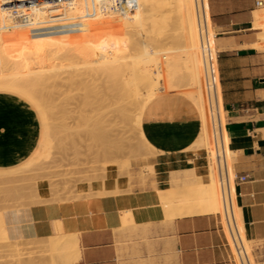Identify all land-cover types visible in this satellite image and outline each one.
<instances>
[{
    "label": "crops",
    "instance_id": "0c3cea01",
    "mask_svg": "<svg viewBox=\"0 0 264 264\" xmlns=\"http://www.w3.org/2000/svg\"><path fill=\"white\" fill-rule=\"evenodd\" d=\"M205 3L208 13L207 0ZM208 3L209 28L217 33L213 46L215 50L216 43L219 47V75L214 59L212 93L227 134L230 163L233 158L236 172L246 176L237 182V198L244 227L256 245L264 242V38L260 39L264 0ZM193 66L199 106L182 92L171 90L151 100L142 114L144 135L157 150L152 162L162 189L169 186L172 176L181 177L185 170L204 180L207 166L208 179L214 165L206 151L213 144L212 93L203 80L199 50L193 51ZM201 134L204 145L199 147L207 152L208 163L204 152H194ZM41 136L42 122L36 108L20 94L0 91V170L27 161L39 147ZM114 176L108 171L103 179L83 183L86 195L81 198L9 210L5 216L9 235L44 242L51 236H75L78 256L70 264H234L233 260L240 264L220 228L219 213L164 218L153 188L95 193L111 188ZM123 209H128L129 215ZM130 215L132 223L125 224L124 218ZM254 259L255 264L264 262Z\"/></svg>",
    "mask_w": 264,
    "mask_h": 264
},
{
    "label": "bare ground",
    "instance_id": "6f19581e",
    "mask_svg": "<svg viewBox=\"0 0 264 264\" xmlns=\"http://www.w3.org/2000/svg\"><path fill=\"white\" fill-rule=\"evenodd\" d=\"M73 1L74 0L65 1L62 3V5L66 3L68 4L69 2L73 4ZM75 1L78 2L79 4L81 0L78 1L75 0ZM147 1L151 2V13L148 16H146V19L149 18L150 20L149 24L146 22L145 24L142 21V18L140 17L141 9H140V4L138 5V0H136L137 4L135 10L130 12L119 14L106 9L111 15L110 14L108 15L106 11L104 12H106L109 17L104 13L102 14H104V16H107L108 18L110 17L112 18L111 19L112 21H108L111 22L109 24L107 23L108 19L107 18L105 19V17L102 16L101 13L98 14V12L97 15L91 19H80V18L77 19V17L81 15L84 12V10L83 8H81L82 7L81 5H79V7L71 6L74 9V11L73 9L72 10L70 9L71 11H73L72 12L73 15L71 14L73 17L68 14L67 15L70 16L71 18L68 16L67 17L70 18L71 22L74 23L72 24L73 35L71 34L69 36L67 35L63 40L64 50H65L63 51L64 54H59L53 51L51 52L50 49H48L50 47L49 44L51 43L50 41L56 38V33H45L44 35L42 34L43 36V37L41 36L42 41H40L39 39L40 42L38 43L36 42L37 44H35L33 42L36 39H34L30 42L31 45L29 43L28 44L26 43L27 45H25L24 42L27 40L25 35H27V33H24L25 32L24 27L18 26L19 25L18 21L24 18L25 13H28L26 12L27 10L26 8H24L23 4H16L17 12L14 11L15 12L14 14H11L10 16L6 14L8 17L5 15L4 18H0V24L4 25L6 28L3 29L4 30L3 32H1L3 37L1 38L2 40H0V42L2 41L0 44H1V48L3 49L0 50L1 51L0 64L1 63L15 64L20 62L21 59L25 57H31L33 60L35 59V61H38V59L39 61L41 59H43V61L45 60V62L50 61L51 62L50 64L46 62L50 67V65L53 63H57V62L61 63L62 61L60 60H63L64 56L66 58L68 57L69 59L71 57H72L71 59H74L73 55L79 56L80 54L81 56V54L83 55L85 54L84 56L86 57V55L88 54L87 55L88 57L89 54L91 56V54L94 52L95 54L98 52V54L96 55H100L101 53L108 54L109 53L108 51H111V48L112 49L115 48L114 50L117 49L119 50L120 48H124V47H126V49L130 47L132 49L135 48L134 50L137 51V53L134 56L130 57L129 59H125V58L123 59V57H117L116 55L113 56L112 54L113 50H112L111 56L107 57L105 62L97 65L96 67L90 66V68L88 69H91L92 67L91 70L87 69L88 71H85L84 69L83 72L82 71L79 72L78 70H73L71 68H68L69 70L71 69V71L66 72L67 71L66 68L64 69L65 72L63 71L61 72L63 73L62 76L61 73L58 72V69L57 70L53 69L57 67V68H62L61 70H63V66L60 65V63L59 65L62 67H60L58 64H55V67L51 65L52 69L51 68L49 69V67H47V64L45 63L46 67H44V69L46 68L47 71L51 70L52 73L55 71L52 75L48 74V72L46 74V71L43 69L44 70L43 73L45 72V74H41L42 72H39L40 74H37L40 75L39 77H37L35 73H31L30 76H27L25 70H24L25 75L22 73L23 70H21L22 74L20 73L19 75L17 73L11 72L5 76H0V89L4 88L8 91L12 90L18 92L22 97H24L27 101H29V103L32 104V106L36 108L42 122L41 141L39 147L33 152L32 156L20 166L15 167L8 171H0V173L15 171L17 169H20L21 167H25L27 165L33 164L39 161V159L41 160V158H46L49 156L52 147V142L54 140L53 137L55 135H53L52 133L53 125L51 124L52 120L49 116L51 114L47 112L49 110L46 111L45 109L46 104L44 103H46V100L49 101L52 98V96H54L55 100L54 98H53L54 101L52 99L51 100L56 104V99L57 98L59 99V97L56 96H59V93L58 95L55 96L54 93L52 95V91L58 88L59 91L61 90L60 93H62L63 88L61 87H63V85H65V87H67L69 91H72V89L73 90L79 89L80 92H82L79 93L80 95L82 94L81 96L82 99L79 100L82 101V104L84 106V108L81 106L82 111L84 109L85 112H81L79 116H81L80 117L82 119L81 121H83L87 125L86 128H88V130L86 131L89 134L90 138L95 137L93 133V129H90L91 117L94 116H92L93 113H91V115L90 113L87 114V111L89 110L86 111L85 106L87 104H90L92 109H94L92 111L96 113L95 115L99 113L100 116V114L104 115V113L102 114L101 112V109L103 107L115 105L114 111L119 112L122 117H127V118L130 117V119L133 118L132 120L134 121L135 127L137 128V131L139 133L142 142L147 146L148 149L150 148L151 151H157V150L154 148L152 144L148 142V140L144 135L142 129V114L147 104L151 102V100L159 96L161 92L160 87L165 88V91H167L172 89H178L179 87L182 88L188 85L189 89L183 92L187 94L186 96L190 98L191 101H193L197 106H199V98L197 91L195 89L196 82L194 77L195 74H194V66H193V51L200 49L196 18L194 13V1L193 0L176 1L177 5L173 9L175 10L173 12L174 13L177 12L178 17L176 16V18L178 19L174 17L175 14L171 16L169 14L170 12L168 13L169 16H171V18L174 17L173 20L175 21V23L178 20L176 25L177 26L179 25L178 30L181 33L180 36L182 35L184 39V43H182V46L185 49L179 55L161 52L164 51L165 48L164 46L166 45L164 44V37L162 34L164 33V30L169 24L168 20L170 19L168 14H164L163 7L164 5L169 3V1L143 0L142 2H147ZM3 4L4 3L2 2L0 5V12H2L3 14H5V12L7 13L8 11H9L8 13H11L10 11L13 12V9L10 6ZM39 5H44V6L49 5L51 7L54 6L49 0H43L39 3ZM37 7L39 9V6H35V7H30V10L31 9L33 10V8L37 9ZM48 7H46V9H48ZM65 8H67V6L63 7V9ZM36 9L34 10V12L36 11V13L38 14L34 13L33 11H30L31 12L30 14L33 15V17H36L35 15L39 16L41 14L39 13V11L37 12ZM48 10L51 11V9ZM53 10L56 9H52V11ZM59 10L60 9H57L56 11L59 12ZM65 10H62L64 11L63 12L64 14L65 12L68 13L71 12L70 10L69 11L67 9ZM97 22L98 24H101L100 28H96L95 24ZM7 27L10 29H8ZM146 32L151 33V35L148 37L149 40H147L146 36L144 35V33ZM209 32H210V28H209ZM260 33H259L260 39H263L264 30H262ZM92 34L96 36V39L94 41H90L89 43L86 41V37ZM213 36L215 37V34H213ZM145 38L147 41H145ZM168 41L170 42V40ZM39 43L41 45H38ZM147 43L153 46L154 48L153 51L145 50L147 46H150ZM142 48L144 49V51H139ZM68 58L67 60H69ZM43 61H40L39 64H42ZM180 71L184 72V75L187 76L186 82L182 80L184 76L183 77L180 76V73L181 75H183L182 72ZM64 73L67 74L64 75ZM49 78H51V82H49L50 80L47 81ZM209 87H210V92L212 93V83H210ZM81 89H83V91ZM72 96L74 97V95ZM50 101L48 103L52 104L53 102ZM82 104L80 102V105ZM210 106L212 110L210 118H211V127H212V135H213V150L211 151V153L213 155L211 153L210 154H211V158L216 160V156L218 155V149H217L218 141L216 140L215 137L216 130L213 125V120H214V116L216 117V115L214 114V109H216L217 114L219 115V107H218V102L215 101L213 97V93L211 94ZM49 118L51 121L49 120ZM105 135L102 137L98 136L97 138L100 137V139H105L106 137ZM199 136H200L199 139L197 141L195 140L196 141L195 146L198 147L204 145L203 143L204 137L202 138V134ZM222 137H223V143L225 144V153H226V146H228V138L226 132L225 134L223 133ZM128 169L129 168L126 167V174H128L129 172ZM210 169L211 170L208 175V179L203 184L196 182L195 180H192V178L194 177V172L192 170H185L183 176L181 177L172 176L169 179V186H164V189H162L159 185L160 180L155 165L151 163L147 169H145L144 164L141 167V171L144 173L143 176H145V174L153 175L150 184L152 185L151 188L155 189L157 192L164 193V191L175 190V189H186V190L192 189L194 191L192 193L194 194L192 198L187 199L183 202H173L167 205L172 210L181 209L183 212H187V213H192V212L221 213L223 227L225 228L228 234V241L233 246L238 261L240 262V264H253L254 261L250 259L251 258L250 248L255 243L256 239L250 236L244 227L243 219H242V211L238 203L237 195L235 194L234 189L232 188L234 225H231L228 222H226L223 216L222 202L220 198L219 184H218L215 164L212 165ZM149 175L147 177H149ZM144 179L143 181H146V179L148 178L145 177ZM162 206H163L162 210L164 211V205L162 204ZM125 210L128 209H123V211ZM127 213L129 215V212ZM131 215L129 218L133 216ZM73 237L75 236L72 235L69 236V234L68 236L66 234L65 236L48 237L47 243H49V247H50L49 249L51 250L54 256L52 260L53 264H58V262L69 263L70 261H73L74 259L77 258L79 248L77 247V243L74 240L76 238ZM47 243L46 245H48ZM55 257L57 259H55ZM30 259L31 258H29V260ZM22 260H26V259L24 258ZM26 263L27 262L25 261V264ZM28 263L30 262L28 261Z\"/></svg>",
    "mask_w": 264,
    "mask_h": 264
},
{
    "label": "rangeland",
    "instance_id": "374dc122",
    "mask_svg": "<svg viewBox=\"0 0 264 264\" xmlns=\"http://www.w3.org/2000/svg\"><path fill=\"white\" fill-rule=\"evenodd\" d=\"M74 1H73V4L75 3L74 5L71 3L72 1L69 2L68 4L66 3L63 5L61 4V5L63 7L67 6V8L65 9H67L68 11L70 9L71 10L73 9L71 6L79 7V5H81L82 6L81 8L85 10L84 8L85 0H81L79 4L78 2L76 1L74 2ZM142 1L143 0H138V5L140 4V9H141L140 17L142 18V21L144 23L146 22L149 24L150 20L148 17H147L148 19H146V16H148L151 13V2L150 1L142 2ZM168 1L169 3H167L163 7L164 14H168L170 12L169 14L171 16L175 14L174 17L176 18L178 14L177 12L174 13L173 11L175 10L173 9L177 5V2H176L177 0H168ZM48 6L49 5L47 6L39 5V9L38 7L37 9L36 8H33V10L31 9L30 11L34 12V10L36 9L37 12L39 11V13H41L39 16L34 14L36 17H33V15H31L32 18H41V17L46 16V12L51 7V6L49 7ZM46 7H48V9H46ZM51 8H53V6ZM65 9H62V10H65ZM102 9L103 8L97 11L98 14L101 13L102 16H104V14L107 15V13L108 15L110 14L106 9L105 10H102ZM56 10H53V11H56ZM62 10L61 12H64ZM51 11L49 10L50 13H52ZM73 11L69 13L65 12V14L72 16ZM104 11H106L107 13ZM8 12L7 13L5 12V14L0 12V18H4L6 14L10 16L11 14L15 13L14 11L13 12L10 11L11 13H8ZM28 13H31V12H28ZM34 13H36V11ZM107 16H104V17L105 19L106 18L108 19L107 23L109 24L111 22H108V21H112L111 20L112 18L111 17L108 18L109 16L108 17ZM171 16H169L170 18L168 20L169 24L167 25L166 29L164 30V33L162 34L164 37V44L166 45L164 46L165 47L164 51H161V52L179 55L185 49L182 46V43H184V39L182 35L180 36L181 33L178 30L179 25L178 26L176 25L178 20L175 23V21L173 20L174 17L171 18ZM95 25H96V28H100L101 24H98L97 22ZM173 27H176V28H173ZM180 29H181V26H180ZM24 31H25L24 33H27V35H25L27 38V40L24 42L25 45H27L28 43L30 44V42L34 39H36L33 42L35 44L42 41L41 40L43 37L42 34L41 35L40 34L30 35L29 31L25 28H24ZM55 33H56V38L50 41L51 43H49L50 47L48 44V47H49L48 49H50L51 52L53 51L59 54H64L63 51L65 50H64L63 40L65 39L67 35L68 36L70 34L73 35L72 34L73 28L71 26V28L68 30H65L63 32H55ZM44 34L45 33H43V35ZM212 34H214V31L210 30V35L212 36ZM144 35L146 36L147 40H149L148 37L151 35V33L146 32L144 33ZM2 37L3 35L1 33L0 40H2L1 39ZM146 38H145V41H147ZM95 39H96V36H94L93 34L86 37V41L89 43L90 41H94ZM168 40H170V42ZM212 42L215 44V37H213ZM38 45H41V44L39 43ZM124 48H120L121 50L120 49L114 50L115 48L114 49L111 48V51L113 50L112 51L113 53L111 51H108L109 52L108 54L101 53L100 55H96L98 54V52L96 54L94 52L91 54V56L89 54L88 57H87L88 54L86 55V57L84 56L85 54L84 55L81 54L82 57L80 56V54L79 56L77 55L78 57L76 55H73L74 59H71L72 58L71 57L70 58L71 60L68 57L67 58L69 60H67V58L64 56L63 58L66 60L64 59L60 60L62 61L61 63L52 62L54 65L53 64L51 65L55 67V64L59 65L60 63V65L63 66V70H61L62 68H57V67L53 68L56 70L58 69V72L60 73L62 71L65 72L64 69L66 68H67L66 72L71 71V69L78 70L79 72L81 71L83 72L84 69L85 71H88V70H91L92 67H96L97 65L105 62L106 58L111 56V53L113 54V56L116 55L117 57H123V59L124 58L129 59L130 57L134 56L137 53V51L134 50L135 48L133 49L131 47L127 49L126 47ZM167 48H170V49H167ZM216 48L217 49L219 48L217 43H216ZM2 49L3 48H1V44H0V50ZM145 50L153 51L154 48L153 46L150 45V46H147ZM197 50H200V49H197ZM139 51H144V49L142 48ZM38 61H35V59L33 60L31 57H25L21 59L20 62L15 63V64L1 63L0 64V76H5L11 72L17 73L19 75L22 72L21 70H23L22 73L24 75L26 72L27 76H30L31 73H35L36 75L40 74L39 72H42L41 74H45V72L43 73L44 70L46 71V74L48 72V74L50 75H52L55 72L54 71L52 73L51 70L47 71L46 68L44 69V67H46V64H47V67H49L48 63L50 64L51 63L50 61L49 62L46 61L48 62L46 63L45 60L43 61V59H41L40 61H43L42 64H39L40 61L39 62ZM51 65L49 69L50 68L52 69ZM90 66H92L91 69H88L90 68ZM68 68H71V69L69 70ZM62 74L63 73H61V76ZM65 74L67 73H64V75ZM182 74L183 75H181L180 73V76L181 77L184 76V78L183 79L181 78V79L184 82H186L187 76L184 75V72H182ZM39 76L40 75H37V77ZM51 78H49L47 81L50 80L49 82H51ZM61 88H63L62 93H60L61 90L59 91L58 88L53 90L54 92L52 91V95L54 93L55 96L58 95L59 93V96H56V97H59V99L58 98L56 99V104L53 102L55 100L54 96H52L51 98L52 100L54 98L53 101L50 99L54 104L48 103L50 100L49 101L46 100V103H44L46 104L45 105L46 111L49 110L47 112L51 114L49 116L52 121L50 120V118L49 120L51 121V124L53 125L52 133L53 135H55L53 137L54 140L52 142V147H51L49 156L46 158H41V160L39 159V161L33 164H30V165H27L25 167H21L20 169H17L15 171L0 173V264H19V263L22 264V262L23 264H25V261L27 262L26 264H45V263L53 264L52 260L54 256L51 250L49 249L50 247H49V243H47L48 241H46V243L48 244L46 245L45 242L41 240H36L33 238H22V237L21 238H11V236L9 235V229L7 228V224H6L7 222L5 218L9 210H14V209L16 210L18 208H24V207L31 206L33 204L43 203V202H48V201H61V200L81 198L86 195L82 188V184L85 182H91L94 179H99V178L103 179L104 177L107 176L108 171L115 173L114 182H113L112 187L111 188L104 187L101 190L95 191V193H99V194L118 193V192L148 189L152 187L150 182L152 181L153 175L145 174V176H143L144 173L141 171V167L144 164L145 169H147L151 163L153 164L152 158H154L157 155V152L151 151L150 148L148 149L147 146L142 142L139 136V133L137 131V128L135 127L134 121L132 120L133 118L130 119V117L129 118L122 117L119 112L114 111L115 105L103 107L101 109V112L102 114L104 113V115L100 114L99 116V113L95 115L96 113L92 111L94 109H92L90 104H87L86 105L87 107L85 106V110L86 111L89 110L87 111V114L88 113H90V115L91 113L94 114V115L92 114V116L94 117H91L90 129H93V133L95 137L90 138L89 134L86 131L88 130V128H86L87 125L83 121H81L82 120L80 118L81 116H79L81 112H85L84 109L82 111V107L84 108V106L82 104V101L79 100V99H82L81 98L82 94L81 95L79 94L82 92H80L79 89H74V90L72 89V91H69V89H67L65 85H63V87ZM187 89H189L188 85L182 88L179 87L178 89H172V90L180 91L184 95H187L186 93L183 92ZM195 89H196V85H195ZM2 90H6V89L4 88L0 89V91ZM76 90H79V91H76ZM81 90L83 91V89ZM73 91L74 92L76 91V92L74 93ZM160 91H161L160 93H164V92H169L171 90L165 91V88L160 87ZM13 92L19 94L16 91H13ZM72 95H74V97ZM80 102L82 105H80ZM101 119L104 121H102ZM92 122H93V125H92ZM211 130H212V127H211ZM104 135L106 136L105 139H100V137ZM98 136L100 137L97 138ZM212 150H213V144L210 147L206 148V151L209 153H211ZM194 152L195 153L204 152V156H205V151L202 148H194ZM226 154H227V159L230 161V150L228 149V146H226ZM205 162H207L206 157H205ZM212 162L215 164L214 159H212ZM126 167L129 168L128 169L129 175L126 174ZM155 168H156V165H155ZM11 169H2L0 171H8ZM204 169L206 172L205 173L206 178L204 180H201L199 176H195V175L192 178V180H195L196 182H199L202 184L205 183L207 180V175H206L207 166H205ZM157 173H158V170H157ZM148 175L149 177H147ZM145 177L148 179H146V181H143ZM142 182H145V183H142ZM193 192L194 191L192 189L190 190L175 189V190L164 191V193L157 192L159 202H161L164 205V218L175 217V216L185 215V214H195L196 212L187 213V212H183L181 209L172 210L170 207L167 206L173 202H183L187 199L192 198L194 196V194H192ZM203 213H210V212H203ZM124 223L125 224L132 223L131 218H124ZM36 243L38 246L36 245ZM250 249H251L250 259L254 261L253 264H255L254 256L255 258L259 260H264V242L259 241L257 242L256 245L254 243V246L251 247ZM24 258L26 260H22ZM29 258H31L30 259L31 261L29 260ZM27 260L30 263H28ZM261 264H264V262H262Z\"/></svg>",
    "mask_w": 264,
    "mask_h": 264
},
{
    "label": "built area",
    "instance_id": "2783aa9c",
    "mask_svg": "<svg viewBox=\"0 0 264 264\" xmlns=\"http://www.w3.org/2000/svg\"><path fill=\"white\" fill-rule=\"evenodd\" d=\"M43 0H0V5L3 2V5L10 6L13 11L17 10L16 4H23L24 8H26V12H30V7L39 6V3ZM53 6V8L49 9H63L61 5L63 2L68 0H49ZM194 1V13L196 18V25L198 31L199 38V46L201 51V62H202V74L203 80L206 86L212 82L213 79V60L217 61V69L219 75L218 68V50L214 49L213 46V37L209 32V24L211 21V15L208 4V13L206 11V3L205 0H193ZM136 0H85V10L84 12L77 17V19H91L97 15L98 9H108L113 11L114 13H126L135 10ZM258 4H262V1H258ZM46 12V16L41 18H32L30 13H25L24 18L21 19L18 26H22L29 31L30 35H38L43 33H55V32H63L71 28L73 22L71 19L67 17L63 12L51 11ZM212 23V22H211ZM8 28V27H7ZM6 29L4 25L0 24V34ZM10 29V28H8ZM7 29V30H8ZM217 33H215L216 36ZM220 81V78H219ZM214 120L213 125L216 130V140L218 141V155L215 160V169L217 173V179L219 184V192L220 198L222 202V210L223 216L231 225H234V213H233V189L232 185L237 192L236 185L238 181L244 180V174H238L234 169V161L232 158V164H230L227 159V155L225 153V144L223 143V128L221 125V117L217 114L216 109H214ZM206 163H208V154L205 151ZM232 165V169H231ZM238 197V192H237ZM219 218V225L221 230L223 231L226 242L228 244V240L223 229L222 216L221 214L217 215ZM229 246V244H228ZM230 247V246H229ZM232 254V253H231ZM233 259V257H232ZM234 264L235 261L233 260Z\"/></svg>",
    "mask_w": 264,
    "mask_h": 264
}]
</instances>
